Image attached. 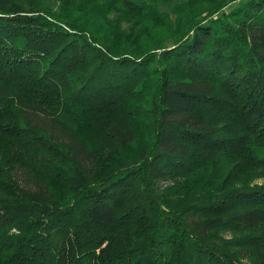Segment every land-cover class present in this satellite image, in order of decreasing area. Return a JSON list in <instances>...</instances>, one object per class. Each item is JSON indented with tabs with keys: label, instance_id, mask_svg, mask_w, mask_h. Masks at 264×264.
Listing matches in <instances>:
<instances>
[{
	"label": "trees",
	"instance_id": "trees-1",
	"mask_svg": "<svg viewBox=\"0 0 264 264\" xmlns=\"http://www.w3.org/2000/svg\"><path fill=\"white\" fill-rule=\"evenodd\" d=\"M259 179L264 0H0V264H264Z\"/></svg>",
	"mask_w": 264,
	"mask_h": 264
},
{
	"label": "rangeland",
	"instance_id": "rangeland-1",
	"mask_svg": "<svg viewBox=\"0 0 264 264\" xmlns=\"http://www.w3.org/2000/svg\"><path fill=\"white\" fill-rule=\"evenodd\" d=\"M237 6H238V3H235L231 6H229L228 8H226L225 11L228 13V12L232 11L233 9H235ZM256 183H257V185H263L264 179H259Z\"/></svg>",
	"mask_w": 264,
	"mask_h": 264
}]
</instances>
